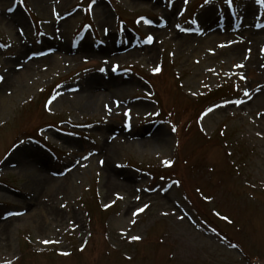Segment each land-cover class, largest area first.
<instances>
[{
    "label": "rangeland",
    "instance_id": "rangeland-1",
    "mask_svg": "<svg viewBox=\"0 0 264 264\" xmlns=\"http://www.w3.org/2000/svg\"><path fill=\"white\" fill-rule=\"evenodd\" d=\"M56 1L0 0V264H264V3Z\"/></svg>",
    "mask_w": 264,
    "mask_h": 264
},
{
    "label": "bare ground",
    "instance_id": "bare-ground-1",
    "mask_svg": "<svg viewBox=\"0 0 264 264\" xmlns=\"http://www.w3.org/2000/svg\"><path fill=\"white\" fill-rule=\"evenodd\" d=\"M55 1V2H54ZM64 1V0H63ZM67 0H65V2H66ZM50 2V1H49ZM52 2V1H51ZM53 5H55V7H58V8H60V6H59V2H57L56 0H53ZM5 19V16L3 15V16H1L0 17V22H3L4 21V19ZM22 21V20H21ZM24 22V21H23ZM18 23H20V24H23L22 22H18ZM10 24V23H9ZM47 60V61H49L51 64H56L57 62H56V59H55V56H47V57H45V58H43L42 60ZM58 59V58H57ZM34 61H37V59L36 60H32V62H28V64H29V66L28 67H30L31 66V64L34 62ZM35 63V62H34ZM27 70H30V69H27ZM19 74L21 75V73L20 72H13L12 73V75H10L9 77H8V81H13V80H15L16 79V77L19 79V78H21V77H18L19 76ZM23 74V73H22ZM90 85H91V83H89ZM1 91V90H0ZM2 92H0V94H1ZM2 94L0 95V100H2ZM100 96H98V95H92V98H91V100L88 102V104H87V106H89V105H92V104H97V105H99V101H100ZM108 105H110V106H112V107H116L117 105H119L118 104V102L116 101V99H113L112 100V102L109 104V103H106L105 104V106H108ZM87 108V107H86Z\"/></svg>",
    "mask_w": 264,
    "mask_h": 264
},
{
    "label": "snow or ice",
    "instance_id": "snow-or-ice-1",
    "mask_svg": "<svg viewBox=\"0 0 264 264\" xmlns=\"http://www.w3.org/2000/svg\"><path fill=\"white\" fill-rule=\"evenodd\" d=\"M259 2L264 3V0H259ZM149 39H151V38H149ZM156 71L159 72L160 69H156ZM0 79H2V78H0ZM139 211H140V212H143V211H144V208H141ZM225 219H227V217H225ZM133 239H135V240H140L141 237H139V236H135V237H133ZM46 243H48V241H46Z\"/></svg>",
    "mask_w": 264,
    "mask_h": 264
},
{
    "label": "trees",
    "instance_id": "trees-1",
    "mask_svg": "<svg viewBox=\"0 0 264 264\" xmlns=\"http://www.w3.org/2000/svg\"><path fill=\"white\" fill-rule=\"evenodd\" d=\"M227 89H228V88H227ZM222 90H224V91H225L226 89H222ZM220 91H221V89H220V90H218L216 94H214V95H217V97H218V98L222 97V96H220V93H219Z\"/></svg>",
    "mask_w": 264,
    "mask_h": 264
}]
</instances>
